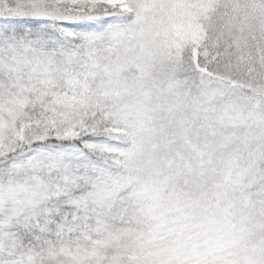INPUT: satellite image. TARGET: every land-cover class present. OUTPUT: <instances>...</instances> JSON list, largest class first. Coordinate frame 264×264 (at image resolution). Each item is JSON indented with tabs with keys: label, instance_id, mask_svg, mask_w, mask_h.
Instances as JSON below:
<instances>
[{
	"label": "snow or ice",
	"instance_id": "obj_1",
	"mask_svg": "<svg viewBox=\"0 0 264 264\" xmlns=\"http://www.w3.org/2000/svg\"><path fill=\"white\" fill-rule=\"evenodd\" d=\"M0 264H264V0H0Z\"/></svg>",
	"mask_w": 264,
	"mask_h": 264
}]
</instances>
